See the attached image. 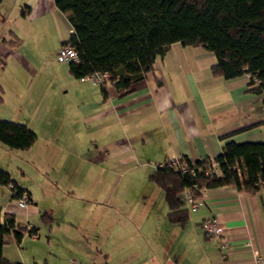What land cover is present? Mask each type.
<instances>
[{
    "label": "crops",
    "instance_id": "0c3cea01",
    "mask_svg": "<svg viewBox=\"0 0 264 264\" xmlns=\"http://www.w3.org/2000/svg\"><path fill=\"white\" fill-rule=\"evenodd\" d=\"M69 29L52 0H0V118L29 127L31 117L35 134L20 153L0 145V169L29 199L18 206L0 183V212L28 231L18 239L12 230L3 234L2 256L16 264H250L254 251L264 253V189L204 188L177 226L165 218L163 192L147 179L171 158L214 156L220 136L234 129L242 128L230 137L235 142L264 139V92L248 90L249 74L213 76L210 51L174 41L154 58L153 72L128 91L105 82L102 98L99 84L73 77L54 56L35 87L48 93L57 79L66 95L57 97V111L45 103L30 116L28 66L15 48L28 43L40 53L50 44L56 55ZM10 32L19 44L1 41ZM206 217L220 227L216 236L202 230Z\"/></svg>",
    "mask_w": 264,
    "mask_h": 264
},
{
    "label": "trees",
    "instance_id": "16d2710c",
    "mask_svg": "<svg viewBox=\"0 0 264 264\" xmlns=\"http://www.w3.org/2000/svg\"><path fill=\"white\" fill-rule=\"evenodd\" d=\"M52 1L70 27L59 45L68 43L77 53L78 61L66 62L75 78L105 71V82L116 92L128 91L131 83L154 71V58L177 41L210 51L214 56L211 75L229 78L248 73V90L264 92V0ZM1 41L8 46L20 43L12 32ZM4 63L0 54V68ZM105 82L99 84L102 98ZM240 130L221 135V151L212 157L181 155L148 173L147 179L163 192L168 223L182 226L187 220V209L192 208L182 198L184 190L199 198L202 189L225 184L251 195L264 189V139L233 141L230 137ZM34 139V132L25 124L0 118V143L7 148L24 150ZM8 181L18 196L22 188L0 169V183ZM43 216L49 218L46 213L39 217ZM9 230L18 239L27 228L15 224L11 213L0 212V264H16L1 254L2 235Z\"/></svg>",
    "mask_w": 264,
    "mask_h": 264
},
{
    "label": "rangeland",
    "instance_id": "374dc122",
    "mask_svg": "<svg viewBox=\"0 0 264 264\" xmlns=\"http://www.w3.org/2000/svg\"><path fill=\"white\" fill-rule=\"evenodd\" d=\"M23 7V6H21ZM20 7V8H21ZM24 10V8H23ZM66 38V37H65ZM28 43L26 45L23 46H18L16 47L15 51L18 53L17 54V58L20 57V61L19 63H23L26 64L28 66L27 69V73L29 74V77L27 79H29L28 81V85L31 88V94L32 97L30 100H28V104L25 107L24 111L29 112L30 116L35 117L39 111L42 109L43 106H46L45 103L48 104H53L56 107V111H57V97L58 96H64L66 95L63 92V89L57 88V79H53V89H49L48 93L40 91V87H35L37 84H40L43 82V78H44V74H45V68H52V66L54 65L55 61H54V51L52 49H50V44L48 45L49 47H47L46 49H43L42 52L37 53V51H30L29 47H28ZM19 56V57H18ZM54 77V75H53ZM55 78V77H54ZM92 88L96 89L98 91V85L96 84H91L89 83ZM96 85V86H95ZM35 87V88H34ZM34 88V89H32ZM46 88V87H45ZM52 88V87H51ZM31 117L29 120H27V122L29 123V127L33 125V121L31 122ZM31 122V124H30ZM35 132H37V136H42V133H40V129H37V131L35 130ZM38 142V141H37ZM0 145H2L3 147H5V149H7L6 146H4L3 144L0 143ZM8 150V149H7ZM14 151V150H13ZM15 153H20L19 150H16ZM15 158H11V162H15ZM12 172L13 175V179L16 181L20 180V177L17 175H14V170L15 168L13 167L12 169H9ZM20 182V181H19ZM21 182L23 184H27L28 182L30 183V179L26 178L25 180H21Z\"/></svg>",
    "mask_w": 264,
    "mask_h": 264
},
{
    "label": "built area",
    "instance_id": "2783aa9c",
    "mask_svg": "<svg viewBox=\"0 0 264 264\" xmlns=\"http://www.w3.org/2000/svg\"><path fill=\"white\" fill-rule=\"evenodd\" d=\"M55 60L57 62H68V61H78L79 58L75 49L68 43H63L59 45L58 50L55 55ZM107 72L105 71H94L88 73L84 76L79 77L80 80L89 79L92 83L101 84L107 80ZM173 160H177L176 158H171L168 161L172 162ZM5 189L8 191L11 199L18 205L22 206L29 201L28 197L25 193L21 192L18 196H14L16 192V187L10 181L3 184ZM182 198L185 202L191 207L192 209L196 208L198 205V198H192L191 195L187 191H183ZM202 230L209 236H216L219 231L220 227L214 223L213 218L206 217L200 223ZM28 231L25 230L22 233H27ZM30 235L33 233L29 232ZM250 264H264V253H259L254 251L251 256Z\"/></svg>",
    "mask_w": 264,
    "mask_h": 264
}]
</instances>
